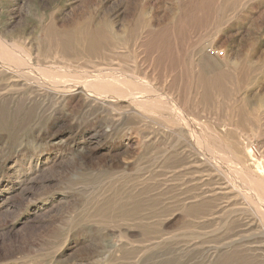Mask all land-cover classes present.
Listing matches in <instances>:
<instances>
[{
    "label": "rangeland",
    "instance_id": "1",
    "mask_svg": "<svg viewBox=\"0 0 264 264\" xmlns=\"http://www.w3.org/2000/svg\"><path fill=\"white\" fill-rule=\"evenodd\" d=\"M0 39V264H264V0H0Z\"/></svg>",
    "mask_w": 264,
    "mask_h": 264
},
{
    "label": "bare ground",
    "instance_id": "2",
    "mask_svg": "<svg viewBox=\"0 0 264 264\" xmlns=\"http://www.w3.org/2000/svg\"><path fill=\"white\" fill-rule=\"evenodd\" d=\"M0 46L1 47H4V48H1L2 50H0V55H2V58H5L8 61H20L18 63H23V60H22V51L18 50V47L16 46H11L10 45V48H6L5 47V43L4 41H2L0 39ZM19 46V45H18ZM27 58V57H25ZM23 58V59H25ZM5 60V62H6ZM28 60V58L26 59ZM1 61V59H0ZM2 62V61H1ZM4 62V61H3ZM2 62V63H3ZM29 62V61H28ZM18 63H17V66H18ZM14 64V62H13ZM27 64V63H26ZM26 66V65H25ZM7 67V66H6ZM23 67V66H21ZM28 67V66H27ZM41 67V65H40ZM53 68V67H52ZM74 71V70H73ZM85 71V70H84ZM89 71V70H88ZM85 72L83 74V76H81L80 74L81 73H78L80 78H78L79 76H77V78L79 79V82L78 83H73V80L71 79V75L68 76V75H63V73H67V72H72L71 71V68L70 67H67V66H64V67H61V66H58L57 69H55L54 71L50 70V68H42V72L45 74V77L53 84V85H57V86H61L62 89L63 87L64 88H71L72 86H76L75 84H78V85H83L85 87V89L89 90L90 92L92 93H95V94H99V95H103V96H108L109 97V94L114 95L117 97L118 96H123L124 94H130L133 92L134 94V91L133 90H128L126 92H119V89L121 88H124L125 86H129L130 84L132 85L133 82L132 80L130 81V78L129 76H127L128 78L124 77L123 75L120 74L119 71H116V72H119V73H110L108 71H104V70H101L99 72ZM41 72V73H42ZM83 72V71H82ZM74 73V72H73ZM73 73H70V74H73ZM69 74V73H68ZM77 74V75H78ZM75 74H73L74 76ZM133 77V76H131ZM75 80V79H74ZM133 80H135L133 78ZM135 83V82H134ZM129 84V85H128ZM106 89V91H108V93H103V91ZM136 90H142L143 94H145L146 96L144 97L143 101L139 100L137 102L138 105L142 104V102L147 105L145 106H148V109H149V104L150 103H154L153 102V98L158 95L156 94L155 92H152L153 90L149 87L147 88H142V86H140V88L138 89H135ZM148 92H147V91ZM136 93V92H135ZM132 95V94H131ZM136 96H138L136 94ZM135 94H134V97H136ZM125 99V98H124ZM131 100V99H130ZM133 101V100H132ZM135 102V101H134ZM153 105V104H151ZM140 107H142V105H140ZM147 108V107H146ZM173 108L176 109L175 106H173ZM145 112V111H144ZM184 117V116H182ZM195 127H193L192 131L194 132L195 136L196 135V131L197 130H194ZM200 133V132H199ZM200 138V137H199ZM197 138V139H199ZM204 139H202L203 141ZM199 141L201 142V140L199 139ZM198 141V142H199ZM207 143V141H206ZM212 143V142H211ZM201 144V143H200ZM200 144H198L200 146ZM209 146V145H208ZM212 146V145H211ZM215 147V146H214ZM213 147V148H214ZM218 147V146H217ZM205 148V147H204ZM212 148V149H213ZM210 150V149H209ZM219 150V149H218ZM212 151V150H210ZM227 151V150H226ZM207 152V150H206ZM208 153V152H207ZM225 153L224 156L225 158H223L221 162V166H226L228 165L229 162H227L229 159L227 157L228 155V152H223ZM212 155V154H211ZM218 155V154H217ZM214 156V155H213ZM220 159V157H219ZM217 160V159H216ZM231 160V159H230ZM231 167V166H230ZM232 173V172H231ZM245 176V177H244ZM232 181V183L235 184V186H238V187H242L246 182L247 180L251 181V180H255L252 176H249L247 175L246 171H242V170H238L234 173L231 174V176L229 177ZM242 184V185H240ZM248 194V193H247ZM249 195V194H248ZM250 196V195H249ZM248 197V196H247ZM250 198V197H249ZM259 202L260 204H264V201H257Z\"/></svg>",
    "mask_w": 264,
    "mask_h": 264
},
{
    "label": "built area",
    "instance_id": "3",
    "mask_svg": "<svg viewBox=\"0 0 264 264\" xmlns=\"http://www.w3.org/2000/svg\"><path fill=\"white\" fill-rule=\"evenodd\" d=\"M208 51L210 53H212V54H216V55H219V56H224V54H225L224 50L218 49L216 47H209Z\"/></svg>",
    "mask_w": 264,
    "mask_h": 264
}]
</instances>
